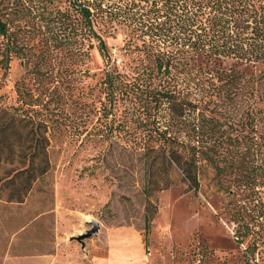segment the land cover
Returning a JSON list of instances; mask_svg holds the SVG:
<instances>
[{"label": "rangeland", "instance_id": "1", "mask_svg": "<svg viewBox=\"0 0 264 264\" xmlns=\"http://www.w3.org/2000/svg\"><path fill=\"white\" fill-rule=\"evenodd\" d=\"M23 1L10 0L14 6L8 15V35L0 36V104L17 105L16 90H25L22 108L47 127L51 166L21 203L6 202L7 191H0V264L5 256L20 257L9 264H46L39 257L46 253L53 255L52 264H197V252L204 246L211 250L203 257L204 264H264L263 140H255L260 143L254 153L255 169L248 171V162L229 153L232 168L217 174L202 163L198 188L193 190L180 172L168 168L163 173L164 164L142 157L129 142L106 133L104 139L99 129L105 119L126 120L129 129L135 126L120 100L107 117L101 114V104L108 102L99 91L106 68L129 79L135 64L126 31L95 25L108 63L96 48L87 59H69L64 34L56 42L46 30L38 35L37 19L32 18L36 0ZM23 7L32 11L31 16L18 23L16 13ZM241 69L245 88L250 77L257 79V93L249 103L262 110L256 127L264 136V64ZM244 100L237 95L236 101L242 103L235 111L240 134L250 117ZM160 174L171 185L148 192L152 181H162ZM249 174L254 177L246 178ZM94 221L98 230L76 240ZM119 228L129 233L124 239L127 254L109 242L110 232ZM237 229L250 233L240 241Z\"/></svg>", "mask_w": 264, "mask_h": 264}, {"label": "trees", "instance_id": "2", "mask_svg": "<svg viewBox=\"0 0 264 264\" xmlns=\"http://www.w3.org/2000/svg\"><path fill=\"white\" fill-rule=\"evenodd\" d=\"M16 1L23 0H13L14 4ZM5 2L0 8L1 37L8 35V15L10 6H14L10 0H0ZM36 3L32 7L36 11L32 18L37 19L34 30L38 35L46 30L52 42L64 34L69 59H87L90 50L96 48L103 60L109 62L105 42L95 25L111 29L117 26L127 33L126 44L135 63L131 76L128 79L117 69L106 68L99 91L108 101L101 104L102 116L107 117L120 100L135 126L129 129L126 120L105 119L99 129L101 137L105 139L106 133L129 142L133 150L141 151L142 157L164 164L163 173L167 174L168 168L180 172L193 190L198 188V169L202 163L217 174L232 168L231 158L227 159L229 153L239 154L248 162V171L256 168L254 153L259 151L258 141L264 143L263 133L256 127L260 121L256 117L262 110H254L249 101L257 93L258 82L250 77L245 88L242 80L246 75L241 68L264 64V0H36ZM28 11L23 7L16 13L18 23L31 16L32 11ZM153 79H158L157 85L152 84ZM23 93L25 90H16L17 105L0 104V191H7L6 202H23L34 182L47 176L51 166L47 127L22 108ZM239 94L243 95L251 117L242 124H246L243 134L238 130L240 118L235 116V111L242 107L236 101ZM13 163L16 166L9 167ZM158 176L162 181H152L148 192L171 185L167 178ZM249 233V230L235 231L240 241ZM209 253L211 250L205 246L201 253L198 251L197 264H204L203 257Z\"/></svg>", "mask_w": 264, "mask_h": 264}, {"label": "crops", "instance_id": "3", "mask_svg": "<svg viewBox=\"0 0 264 264\" xmlns=\"http://www.w3.org/2000/svg\"><path fill=\"white\" fill-rule=\"evenodd\" d=\"M129 237V233L122 230V229H117V230H113L110 232L109 234V242L111 244H114L116 245L117 247H119V251L121 252V254H127V252L129 253V245L126 246V242L124 241L125 238ZM119 240H121L122 243L119 242ZM126 250V252H125ZM40 259H41V262L43 263H49L48 264H52L53 263V255L49 254V253H46V254H43L41 256H39ZM22 258V257H21ZM20 260V257H4L3 258V261H2V264H9L10 262L11 263H17V261L19 262Z\"/></svg>", "mask_w": 264, "mask_h": 264}, {"label": "water", "instance_id": "4", "mask_svg": "<svg viewBox=\"0 0 264 264\" xmlns=\"http://www.w3.org/2000/svg\"><path fill=\"white\" fill-rule=\"evenodd\" d=\"M98 228H99L98 223L95 222V221L92 222L90 229H88L84 234L76 237V240L79 241V240H82L84 238H87V237L91 236L92 234H94L98 230Z\"/></svg>", "mask_w": 264, "mask_h": 264}]
</instances>
